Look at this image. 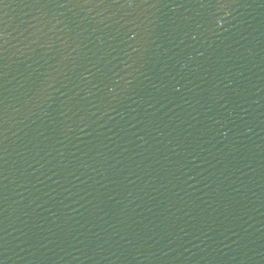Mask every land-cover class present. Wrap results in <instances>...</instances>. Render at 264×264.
<instances>
[{
    "label": "water",
    "instance_id": "obj_1",
    "mask_svg": "<svg viewBox=\"0 0 264 264\" xmlns=\"http://www.w3.org/2000/svg\"><path fill=\"white\" fill-rule=\"evenodd\" d=\"M0 264H264V0H0Z\"/></svg>",
    "mask_w": 264,
    "mask_h": 264
}]
</instances>
